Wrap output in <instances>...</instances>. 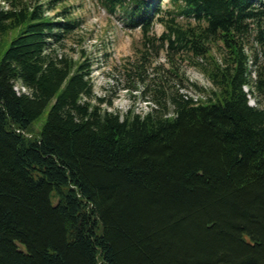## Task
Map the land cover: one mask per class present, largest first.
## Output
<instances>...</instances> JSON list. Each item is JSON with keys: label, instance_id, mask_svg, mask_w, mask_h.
<instances>
[{"label": "trees", "instance_id": "16d2710c", "mask_svg": "<svg viewBox=\"0 0 264 264\" xmlns=\"http://www.w3.org/2000/svg\"><path fill=\"white\" fill-rule=\"evenodd\" d=\"M4 2L0 264H264V1L96 0L140 33L151 108L124 115L54 50L80 26L63 0Z\"/></svg>", "mask_w": 264, "mask_h": 264}, {"label": "rangeland", "instance_id": "374dc122", "mask_svg": "<svg viewBox=\"0 0 264 264\" xmlns=\"http://www.w3.org/2000/svg\"><path fill=\"white\" fill-rule=\"evenodd\" d=\"M0 5L5 9L8 8L4 0H0ZM62 7H66L70 11L71 18L76 19L80 26L67 35L64 41L58 43L54 50L58 55H65L73 59H78L80 53L83 52L84 58L93 61L91 82L95 96L105 101V104L101 105V109L121 115H124L128 110H133L137 114L148 112L151 104L142 95L144 84L138 75L140 69L137 68V65L140 60L135 50L140 40V33L119 28L116 25V21L121 19L119 13L117 12L113 16L103 14L99 11L100 6L96 0H63L57 9L61 10ZM167 7L169 8L168 2L164 1L163 8ZM162 32V26L156 25L153 34L159 36ZM216 57L220 58L218 55ZM156 61L165 63V58L164 56H160L158 60L149 58L145 62L149 65L146 68V74L150 77ZM180 73L198 87L207 91L212 89L211 83L206 77L186 63L181 67ZM166 86L175 87L170 81ZM15 90L19 93H26L24 88L22 89V86L19 85H16ZM244 90L248 91V87ZM180 93L192 97L195 101L204 100L207 96L191 89L180 90ZM109 101L111 106L107 104ZM250 105L256 106L253 97L250 98ZM46 113L47 111L41 117L36 128L42 126Z\"/></svg>", "mask_w": 264, "mask_h": 264}]
</instances>
